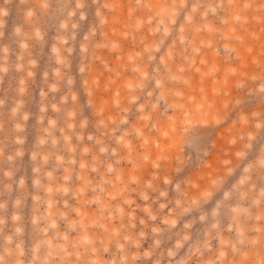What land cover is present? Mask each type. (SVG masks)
<instances>
[{"label": "clouds", "instance_id": "clouds-1", "mask_svg": "<svg viewBox=\"0 0 264 264\" xmlns=\"http://www.w3.org/2000/svg\"><path fill=\"white\" fill-rule=\"evenodd\" d=\"M0 264H264V0H0Z\"/></svg>", "mask_w": 264, "mask_h": 264}]
</instances>
